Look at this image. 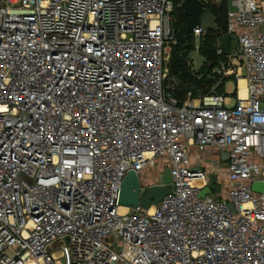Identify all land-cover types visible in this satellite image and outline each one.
Listing matches in <instances>:
<instances>
[{"label": "built area", "instance_id": "2783aa9c", "mask_svg": "<svg viewBox=\"0 0 264 264\" xmlns=\"http://www.w3.org/2000/svg\"><path fill=\"white\" fill-rule=\"evenodd\" d=\"M226 1L236 86L179 104L183 0H0V264H264V0ZM166 167L153 210L119 204Z\"/></svg>", "mask_w": 264, "mask_h": 264}, {"label": "trees", "instance_id": "16d2710c", "mask_svg": "<svg viewBox=\"0 0 264 264\" xmlns=\"http://www.w3.org/2000/svg\"><path fill=\"white\" fill-rule=\"evenodd\" d=\"M213 13L216 25L204 28L205 37L200 52L205 55L204 64L193 70L191 53L195 47L194 32L188 28V17L182 7L176 9L177 44L173 46L170 59V73L167 85L177 97L179 104H183L191 91L194 97L212 93H226L228 78L222 77L216 68L225 56L217 52L220 39L227 32L228 2L222 0L217 3L211 0H202ZM236 93V91L234 92Z\"/></svg>", "mask_w": 264, "mask_h": 264}, {"label": "water", "instance_id": "95a60500", "mask_svg": "<svg viewBox=\"0 0 264 264\" xmlns=\"http://www.w3.org/2000/svg\"><path fill=\"white\" fill-rule=\"evenodd\" d=\"M182 8L188 17V28L194 30L196 27H203L202 19L205 13L211 12L202 0H183ZM236 39V35L232 33H225L222 37V47L225 52L230 50V41ZM143 184L136 171L131 170L127 173L120 191L119 204L134 207L136 209L140 206L146 208L161 201L164 196L173 191L172 189V174L171 168L166 167L161 173V182L151 184L142 192ZM255 190H264V183L262 181H255L253 183ZM221 190L218 178L215 173L211 174V182L209 186L203 188L199 192V196L205 197L207 194Z\"/></svg>", "mask_w": 264, "mask_h": 264}, {"label": "rangeland", "instance_id": "374dc122", "mask_svg": "<svg viewBox=\"0 0 264 264\" xmlns=\"http://www.w3.org/2000/svg\"><path fill=\"white\" fill-rule=\"evenodd\" d=\"M211 1H214V2H221L222 0H211ZM202 25L205 27V28H209V27H214L216 25V22H215V17L213 15L212 12H207L204 14L203 16V19H202ZM204 37H205V34H201V35H195L194 34V38H195V47H194V50L193 52L191 53V66L193 68V70H198L205 62V55L203 53L200 52V47H201V44L204 40ZM232 43H234V40H232ZM172 49L173 47L171 48L170 50V56H169V59L167 60V64H168V67L170 69V66H169V62H170V59H171V52H172ZM169 73H170V70L168 71V80H169ZM236 86V84L234 85V87ZM239 86H240V83H239ZM230 87V82H227L226 84V88H229ZM233 97L235 99V94H233ZM236 101V99L234 100V102ZM147 173V177H144L143 178L145 179V182L149 181V176H153L155 177V175L157 174V167H150L148 169V171L146 170ZM144 173V175H145ZM228 181H226V183H224V187H227L228 186ZM61 247V242L59 240L55 241L54 244H53V249H59ZM51 249V247H50Z\"/></svg>", "mask_w": 264, "mask_h": 264}, {"label": "bare ground", "instance_id": "6f19581e", "mask_svg": "<svg viewBox=\"0 0 264 264\" xmlns=\"http://www.w3.org/2000/svg\"><path fill=\"white\" fill-rule=\"evenodd\" d=\"M239 83H240V86H239V88H240V96L241 97H245L246 96V94H247V87H246V79L244 78V77H242L240 80H239ZM197 183H200V181H196ZM153 206H152V208H151V210H153ZM128 210V208H126L125 206H122L121 207V211L122 212H125V211H127Z\"/></svg>", "mask_w": 264, "mask_h": 264}, {"label": "crops", "instance_id": "0c3cea01", "mask_svg": "<svg viewBox=\"0 0 264 264\" xmlns=\"http://www.w3.org/2000/svg\"><path fill=\"white\" fill-rule=\"evenodd\" d=\"M232 40H233V39H232ZM232 40L230 41V47H234V45L236 44L235 40H234V43H232ZM233 88H234V84L231 82V83H230V87L227 88V89H233ZM212 153H213V155L216 154V153H217V150H213ZM159 172H160V171L157 170V174L155 175V177H156V176H159V175H158Z\"/></svg>", "mask_w": 264, "mask_h": 264}]
</instances>
